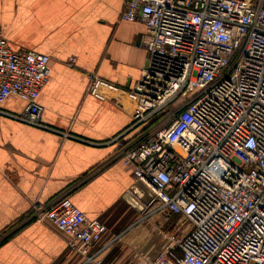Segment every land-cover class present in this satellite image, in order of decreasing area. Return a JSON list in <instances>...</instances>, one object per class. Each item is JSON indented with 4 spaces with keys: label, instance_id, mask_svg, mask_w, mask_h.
<instances>
[{
    "label": "built area",
    "instance_id": "built-area-1",
    "mask_svg": "<svg viewBox=\"0 0 264 264\" xmlns=\"http://www.w3.org/2000/svg\"><path fill=\"white\" fill-rule=\"evenodd\" d=\"M122 20L144 25L147 52L131 91L146 132L119 153L146 188L130 196L139 212L154 206L187 225L135 264H264V0H126ZM50 63L0 35V103L22 100L10 116L29 126L48 128L39 96ZM30 218L93 264L119 238L90 256L108 228L67 194L34 204Z\"/></svg>",
    "mask_w": 264,
    "mask_h": 264
},
{
    "label": "crops",
    "instance_id": "crops-1",
    "mask_svg": "<svg viewBox=\"0 0 264 264\" xmlns=\"http://www.w3.org/2000/svg\"><path fill=\"white\" fill-rule=\"evenodd\" d=\"M125 2L0 0V35L10 48L51 58L39 96L47 129L10 116L23 113L19 98L0 103V264H93L71 252L61 231L30 218L34 204L64 194L108 228L90 256L136 224L130 192L146 188L119 153L146 132L136 127L142 109L131 91L147 52L144 25L122 20ZM91 76L99 80L93 88ZM96 260L123 264L112 246Z\"/></svg>",
    "mask_w": 264,
    "mask_h": 264
},
{
    "label": "rangeland",
    "instance_id": "rangeland-1",
    "mask_svg": "<svg viewBox=\"0 0 264 264\" xmlns=\"http://www.w3.org/2000/svg\"><path fill=\"white\" fill-rule=\"evenodd\" d=\"M180 227V234L186 223L179 218L169 217L154 206L136 213V224L129 232L119 237L112 245L114 253H121L123 264H135L142 255L155 257L168 245L169 234ZM182 230V231H181Z\"/></svg>",
    "mask_w": 264,
    "mask_h": 264
},
{
    "label": "trees",
    "instance_id": "trees-1",
    "mask_svg": "<svg viewBox=\"0 0 264 264\" xmlns=\"http://www.w3.org/2000/svg\"><path fill=\"white\" fill-rule=\"evenodd\" d=\"M153 125V123L151 124V126ZM145 130H143V132H144Z\"/></svg>",
    "mask_w": 264,
    "mask_h": 264
}]
</instances>
